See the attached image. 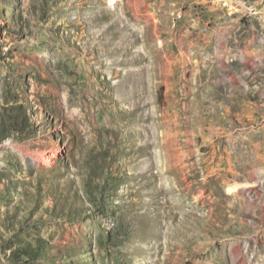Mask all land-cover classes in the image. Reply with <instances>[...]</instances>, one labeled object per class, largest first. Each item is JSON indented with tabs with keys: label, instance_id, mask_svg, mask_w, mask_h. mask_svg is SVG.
Segmentation results:
<instances>
[{
	"label": "rangeland",
	"instance_id": "obj_1",
	"mask_svg": "<svg viewBox=\"0 0 264 264\" xmlns=\"http://www.w3.org/2000/svg\"><path fill=\"white\" fill-rule=\"evenodd\" d=\"M0 264H264V0H0Z\"/></svg>",
	"mask_w": 264,
	"mask_h": 264
},
{
	"label": "bare ground",
	"instance_id": "obj_2",
	"mask_svg": "<svg viewBox=\"0 0 264 264\" xmlns=\"http://www.w3.org/2000/svg\"><path fill=\"white\" fill-rule=\"evenodd\" d=\"M49 157H50V156H49L48 153H46V152H42V153L39 154L38 160H39V161H42L43 164L48 165V164H49V159H50Z\"/></svg>",
	"mask_w": 264,
	"mask_h": 264
}]
</instances>
